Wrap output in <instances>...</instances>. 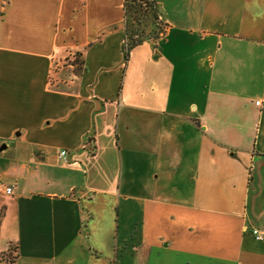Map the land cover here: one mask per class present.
<instances>
[{"label": "crops", "instance_id": "obj_1", "mask_svg": "<svg viewBox=\"0 0 264 264\" xmlns=\"http://www.w3.org/2000/svg\"><path fill=\"white\" fill-rule=\"evenodd\" d=\"M155 2L0 0V264H264V0Z\"/></svg>", "mask_w": 264, "mask_h": 264}, {"label": "trees", "instance_id": "obj_2", "mask_svg": "<svg viewBox=\"0 0 264 264\" xmlns=\"http://www.w3.org/2000/svg\"><path fill=\"white\" fill-rule=\"evenodd\" d=\"M124 44L123 53L125 60H128L130 52L145 40H155L151 32L156 33V38L164 36L167 25L161 19L155 0H124ZM151 30V32H149ZM153 30V31H152ZM13 263L14 257L2 256Z\"/></svg>", "mask_w": 264, "mask_h": 264}, {"label": "built area", "instance_id": "obj_3", "mask_svg": "<svg viewBox=\"0 0 264 264\" xmlns=\"http://www.w3.org/2000/svg\"><path fill=\"white\" fill-rule=\"evenodd\" d=\"M78 67L79 64L77 55L73 52H67L61 57H55L52 61L47 79L48 88H57L60 84H67L76 80L78 78L76 72L78 70ZM257 105H260L259 101L257 102ZM90 143V138H88L85 143V149H88L89 153H93V149L88 148V145H90ZM60 157L67 160V151H61ZM251 233L257 241L264 240V232L253 228L251 230Z\"/></svg>", "mask_w": 264, "mask_h": 264}, {"label": "rangeland", "instance_id": "obj_4", "mask_svg": "<svg viewBox=\"0 0 264 264\" xmlns=\"http://www.w3.org/2000/svg\"><path fill=\"white\" fill-rule=\"evenodd\" d=\"M152 31H153V30H152ZM149 32H151V30H150ZM150 35H151V37H152L153 39H157V38H156V33H154V31H153V32H151V34H150Z\"/></svg>", "mask_w": 264, "mask_h": 264}]
</instances>
